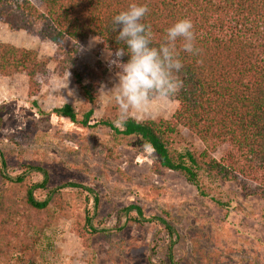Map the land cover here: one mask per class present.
Instances as JSON below:
<instances>
[{
  "label": "rangeland",
  "instance_id": "374dc122",
  "mask_svg": "<svg viewBox=\"0 0 264 264\" xmlns=\"http://www.w3.org/2000/svg\"><path fill=\"white\" fill-rule=\"evenodd\" d=\"M30 1L43 9L41 0ZM0 27V42L37 51L49 70L47 76L38 77L39 89L33 97L28 96L24 73L0 76L4 173L17 176L30 165L46 169L52 187L79 185L62 190L63 209H50L49 224L42 231L26 234L27 243L38 238L34 250L17 245L9 256L0 258V264H264L262 202L238 196L236 183L225 184L214 194L230 210L219 209L208 198L200 197L182 175L158 167L153 151L137 139H120L107 128H82L56 117L52 110L64 104L75 109L79 120L86 112L71 74L67 71L59 77L54 73L56 47L25 32L16 34L2 24ZM74 46L78 69L93 67L99 61L108 69L89 124L108 120L119 126L118 106L107 92L117 83L118 71L107 62L111 52L95 37ZM177 106L174 101L153 99L147 112H130L128 117L170 120ZM179 131L174 149H204L198 137L181 127ZM227 149V145L217 147L213 157L219 159ZM41 181L35 172L26 177L27 183ZM34 196L42 200L45 193L38 190ZM130 206L141 209L144 225L128 223L124 215L119 217L118 211ZM86 209L89 217L97 213L91 223L98 232H88L82 239ZM129 213L131 217L138 215L136 210Z\"/></svg>",
  "mask_w": 264,
  "mask_h": 264
},
{
  "label": "trees",
  "instance_id": "16d2710c",
  "mask_svg": "<svg viewBox=\"0 0 264 264\" xmlns=\"http://www.w3.org/2000/svg\"><path fill=\"white\" fill-rule=\"evenodd\" d=\"M43 9L30 0H0V23L13 32H25L56 47L54 73L71 74L73 84L84 98L86 112L79 120L75 109L64 104L52 110L56 117L66 118L82 128L104 127L120 139L135 138L153 151L157 165L179 173L198 195L208 198L219 209L230 210L227 203L214 194L225 184H237L238 196L259 200L264 204V0H41ZM132 3L147 5L148 13L141 21L151 26L152 46L164 42L166 30L180 19L194 24L198 55L177 51L183 67L176 73L182 88L170 101L178 106L170 120L138 121L128 117L123 126L99 121L89 124L107 67L100 61L93 67L75 66L77 48L74 43L95 37L101 46L114 53L124 48L117 43L113 18ZM72 42V46H66ZM122 57L121 62H127ZM119 71V66L112 67ZM24 73L28 78V96L37 94L40 76H47V64L33 49L0 43V76L7 78ZM186 129L201 141L204 149H174ZM228 149L219 159L213 157L217 147ZM0 258L17 248L35 249L38 238L27 243L26 234L42 231L50 221L51 208L62 210V190L79 187L74 184L50 186L49 172L42 167L26 165L17 176L5 174V159L0 153ZM32 172L41 182L27 183ZM41 190L45 198L34 193ZM98 198H94L97 210ZM136 210L137 217L130 211ZM80 238L98 231L85 210ZM128 223L144 225L145 217L138 207L118 211ZM164 226H170L158 219ZM22 234L24 237H21ZM30 239V237H29ZM21 241V242H20ZM24 241V242H23ZM171 256V255H170ZM169 256V257H170Z\"/></svg>",
  "mask_w": 264,
  "mask_h": 264
},
{
  "label": "clouds",
  "instance_id": "9594fccd",
  "mask_svg": "<svg viewBox=\"0 0 264 264\" xmlns=\"http://www.w3.org/2000/svg\"><path fill=\"white\" fill-rule=\"evenodd\" d=\"M148 11L147 5L132 3L113 18V31L118 32L116 41L125 45L116 48L107 61L110 67L119 66L117 83L107 91L118 106L119 126H123L130 112H147L153 99L170 100L182 88L183 82L176 75L183 67L178 41L182 51L200 53L195 47L194 24L187 18L172 24L164 42L152 46L151 26L141 22ZM125 55L127 62H121Z\"/></svg>",
  "mask_w": 264,
  "mask_h": 264
},
{
  "label": "crops",
  "instance_id": "0c3cea01",
  "mask_svg": "<svg viewBox=\"0 0 264 264\" xmlns=\"http://www.w3.org/2000/svg\"><path fill=\"white\" fill-rule=\"evenodd\" d=\"M0 25H1V23H0ZM3 25V24H2ZM5 26V25H4ZM7 27V26H6ZM9 29V28H8ZM1 30H3V28L2 27H0V31ZM10 30V29H9ZM11 31V30H10ZM11 32H13V31H11ZM20 32H22V31H20ZM13 33H16V34H18L19 32H13ZM0 43H4V42H0ZM6 43H8V44H11L10 42H6ZM11 45H13V46H16V45H14V44H11Z\"/></svg>",
  "mask_w": 264,
  "mask_h": 264
}]
</instances>
